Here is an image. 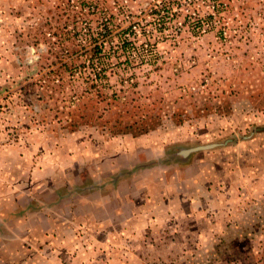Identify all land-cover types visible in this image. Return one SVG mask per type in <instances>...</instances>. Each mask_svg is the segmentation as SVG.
Returning a JSON list of instances; mask_svg holds the SVG:
<instances>
[{"label":"rangeland","instance_id":"1","mask_svg":"<svg viewBox=\"0 0 264 264\" xmlns=\"http://www.w3.org/2000/svg\"><path fill=\"white\" fill-rule=\"evenodd\" d=\"M21 149L57 182L133 171L128 220L28 264H264V0H0V199Z\"/></svg>","mask_w":264,"mask_h":264},{"label":"crops","instance_id":"2","mask_svg":"<svg viewBox=\"0 0 264 264\" xmlns=\"http://www.w3.org/2000/svg\"><path fill=\"white\" fill-rule=\"evenodd\" d=\"M18 152L19 178L5 186V196L0 199V206H5V209L0 207V264H28L22 260L23 253L40 251L42 243L53 250L49 243L65 234L62 229L68 228L69 222L101 224L128 220L126 211L133 204L134 196L129 191V177L125 174L133 173L131 169L120 172L112 169V173L124 176L117 182L113 179L101 185L97 182L87 184L88 179L82 182L86 175H77L78 180L73 183L68 177L57 182L51 168L50 151L29 153L21 149ZM121 206L124 208L119 211ZM7 239H13L16 248L9 249L11 243ZM9 252L21 256L8 259Z\"/></svg>","mask_w":264,"mask_h":264},{"label":"trees","instance_id":"3","mask_svg":"<svg viewBox=\"0 0 264 264\" xmlns=\"http://www.w3.org/2000/svg\"><path fill=\"white\" fill-rule=\"evenodd\" d=\"M212 7H213V13L208 14V15H207L208 18H213V16L216 15L215 13H218V12H219L218 8H216L215 5H212ZM187 9H188V8H187ZM188 11H189V10H188ZM188 11H187V13L185 14L186 16L189 15V14H188ZM192 11H193V10H192ZM181 13H182V9H179V10H173V11L171 12V15H170L171 17H169V21H170V20L173 21L172 18H176V17H177L179 14H181ZM102 77L106 78V76H102ZM82 118H83V114H80L78 118H76L75 120H73V122H71L72 125H73L74 127L77 126V125L80 123L79 120L82 119ZM118 123H119V124H122L121 129H123V130H121V131H124V132H130V133H132L133 136H136V135H139V134H141V133H145V132H146V128H145V126L141 127L140 130L133 131L132 128L130 127V124H128V123H126V122H123V121H122V122L119 121ZM217 146H220V143H213V144H206V145H204L205 148H210V147L212 148V147H217Z\"/></svg>","mask_w":264,"mask_h":264},{"label":"water","instance_id":"4","mask_svg":"<svg viewBox=\"0 0 264 264\" xmlns=\"http://www.w3.org/2000/svg\"><path fill=\"white\" fill-rule=\"evenodd\" d=\"M204 147V146H203ZM205 148V147H204Z\"/></svg>","mask_w":264,"mask_h":264}]
</instances>
